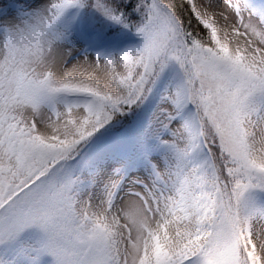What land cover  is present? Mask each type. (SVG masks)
<instances>
[{
    "label": "snow or ice",
    "instance_id": "snow-or-ice-1",
    "mask_svg": "<svg viewBox=\"0 0 264 264\" xmlns=\"http://www.w3.org/2000/svg\"><path fill=\"white\" fill-rule=\"evenodd\" d=\"M0 264H264V0H0Z\"/></svg>",
    "mask_w": 264,
    "mask_h": 264
},
{
    "label": "trees",
    "instance_id": "trees-1",
    "mask_svg": "<svg viewBox=\"0 0 264 264\" xmlns=\"http://www.w3.org/2000/svg\"><path fill=\"white\" fill-rule=\"evenodd\" d=\"M128 39H129V40H132V39H134V38H133V37H128ZM49 259H50V258H49Z\"/></svg>",
    "mask_w": 264,
    "mask_h": 264
}]
</instances>
